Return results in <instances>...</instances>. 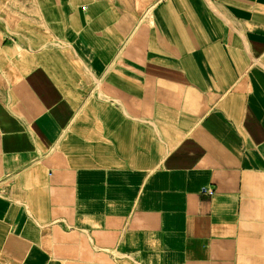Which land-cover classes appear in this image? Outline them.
<instances>
[{"label": "crops", "instance_id": "0c3cea01", "mask_svg": "<svg viewBox=\"0 0 264 264\" xmlns=\"http://www.w3.org/2000/svg\"><path fill=\"white\" fill-rule=\"evenodd\" d=\"M37 7L0 36V259L264 264V0Z\"/></svg>", "mask_w": 264, "mask_h": 264}, {"label": "rangeland", "instance_id": "374dc122", "mask_svg": "<svg viewBox=\"0 0 264 264\" xmlns=\"http://www.w3.org/2000/svg\"><path fill=\"white\" fill-rule=\"evenodd\" d=\"M37 5L38 0H0V36L22 28L19 22L29 26L31 21H37ZM0 264L10 263L0 259Z\"/></svg>", "mask_w": 264, "mask_h": 264}, {"label": "built area", "instance_id": "2783aa9c", "mask_svg": "<svg viewBox=\"0 0 264 264\" xmlns=\"http://www.w3.org/2000/svg\"><path fill=\"white\" fill-rule=\"evenodd\" d=\"M212 192H213V191H212L211 189H208V193H209V194H212Z\"/></svg>", "mask_w": 264, "mask_h": 264}]
</instances>
